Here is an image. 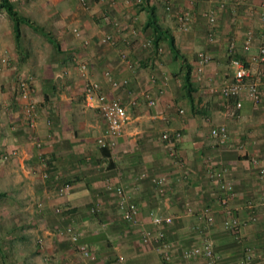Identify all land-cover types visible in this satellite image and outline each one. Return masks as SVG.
<instances>
[{"label":"crops","instance_id":"crops-1","mask_svg":"<svg viewBox=\"0 0 264 264\" xmlns=\"http://www.w3.org/2000/svg\"><path fill=\"white\" fill-rule=\"evenodd\" d=\"M10 1L18 14L49 31L59 47L42 40L41 33L24 22L19 24L20 37L15 41L12 21L0 11V58L7 57L11 63L0 71V221L6 222L8 212H16V207L32 212L35 204L31 199L36 204L42 201V209L35 206L38 214L32 216L40 229L37 251L48 256L45 264H114L118 255L124 257L122 264H163L159 252L141 242L140 226L121 220L113 187L122 185L139 207L142 226H149V209L173 215L165 237L171 243L174 264H207L202 257L184 259L180 255L182 247L197 245L204 237L213 243L217 264H240L241 254L248 256L245 264H264V179L257 176L252 164L258 160L264 167V84L260 86L262 102L254 104L243 97L240 109L234 107L233 99L220 94L223 80L232 75L230 63L229 71L225 68L224 55L244 59L264 44V7L260 5L264 0L240 4L227 0L222 8L217 7L220 0H142L140 4L135 0H84V4L81 0ZM186 8L192 18L183 29L177 17ZM209 8L216 11L213 25L203 16ZM148 18L165 32L158 41L160 52L144 44L154 34ZM114 20L122 24L120 31L114 29ZM73 28L79 29V35ZM247 30L252 31L253 40L245 52L241 42ZM209 32L212 41L207 39ZM107 33L115 44L101 41ZM230 43L233 50L228 48ZM237 46L240 52H236ZM122 47L129 51L132 67L121 61L118 51ZM199 50L208 52L211 61L198 80L195 63ZM79 61L86 63V75L127 110L125 131L111 148L95 143L104 133L105 122L97 109L83 104ZM188 67L189 85L184 82ZM107 69L120 83L117 87L103 76ZM19 75L32 80L38 104L35 127L24 117ZM124 79L127 82L122 84ZM148 98L154 100L152 105ZM180 108L183 113L178 112ZM219 124L229 134L223 143L209 134ZM165 130L182 133L177 160L166 154L161 138ZM32 138L40 141L39 148ZM2 156H6L4 161ZM210 168L224 169L223 178L232 185L228 203L245 222L237 231L222 227L225 214L218 202L217 181L207 175ZM44 170L47 177L42 176ZM159 175L166 178L163 193L151 180ZM62 182H69L70 190L56 196ZM55 206L61 213L50 220L56 214ZM187 206L192 213L186 212ZM205 207L213 223L195 230L193 225L201 223L196 214ZM24 214L19 212L15 217L19 223L7 231L17 230ZM68 224L76 226L80 242L93 248L92 261L76 251L64 230ZM4 254L0 249V256ZM29 259L22 253L13 263L1 264H41L37 258Z\"/></svg>","mask_w":264,"mask_h":264},{"label":"built area","instance_id":"built-area-1","mask_svg":"<svg viewBox=\"0 0 264 264\" xmlns=\"http://www.w3.org/2000/svg\"><path fill=\"white\" fill-rule=\"evenodd\" d=\"M127 2L129 0H126ZM227 0H220L217 3L218 8L225 6ZM247 0H231L234 4L244 3ZM84 4V0H81ZM137 4L142 3V0H135ZM264 7V1L260 3ZM170 5L166 4L165 9H169ZM215 9L209 8L203 12V16L206 21L213 25L215 22ZM192 18L191 11L186 8L182 10L178 17V23L181 28L186 29ZM114 29L120 31L122 29V24L114 20L112 22ZM262 27L264 28V17L262 20ZM73 33L79 35V29L73 28ZM134 34L135 31L132 30ZM208 41L213 40V35L211 32L207 35ZM253 33L251 30H247L244 33L241 48L243 51L248 52L252 46ZM101 41L109 42L115 44V39L112 34H105L102 36ZM128 43V42H127ZM126 43V44H127ZM145 46L152 50L161 51V48L157 45L155 46L152 39L148 38L144 41ZM230 50L234 49V44L230 43ZM119 57L121 61L128 67L133 66V60L131 59L130 53L126 48H119ZM211 61V56L208 52L204 50H199L196 54L195 63V77L196 79L201 78V74L204 71L205 66ZM0 62L2 64L8 63L7 57H1ZM230 66L232 68L231 77L223 80L220 87V94L226 99H233L234 107L240 109L243 101V97L254 104H259L262 102V94L260 86L264 84V44H260L257 47L256 52L250 53L247 58H240L232 56L229 59ZM77 68L82 78L84 79V90H83V104L88 108H95L99 111L102 119L105 122V130L102 136L96 139V145L98 147L111 148L115 144V138L121 136L125 131L126 122L128 119L127 110L125 105L116 97H110L102 90L100 83L96 80L90 79L87 75V65L83 61L77 63ZM103 76L110 83L112 87H117L120 83L113 77L110 70H105ZM127 80H122V84H125ZM17 88L18 94L23 99V112L26 122L30 127H35L38 118V104L33 98V86L30 76L19 75L17 77ZM149 105L154 103L152 98L147 100ZM179 113H183V109L178 110ZM209 134L211 137L215 138L219 143H223L228 140L229 134L227 128L224 124H219L212 126L210 128ZM182 133L180 130L168 131L165 130L161 133V138L166 145V154L170 159L177 160V144L181 140ZM32 144L36 147H40V141L32 138ZM6 156H2L1 160L4 161ZM39 158L41 156L39 155ZM252 164L256 170L257 176L264 179V167L259 164L258 160H253ZM224 169L210 168L207 175L210 179H215L217 181V188L219 190L218 202L221 205L225 217L222 221V227L225 230L237 231L239 227L245 223L239 217H237L233 209L228 203L229 195L232 192V185L229 181L223 178ZM43 177H47L48 173L44 170ZM140 177H145V174H140ZM151 180L160 186L159 192L163 193L164 189L162 184L165 182L166 178L164 175L153 176ZM70 190L69 182L60 183L56 190V196H62L68 193ZM113 191L117 198V208L119 209L121 220L127 224H135L140 226V240L144 244H149L160 254L161 261L163 264H174L173 255L171 252V243L166 240L165 228L172 224L173 215L171 214H160L154 209H149L147 211V218L149 226H142L138 221L139 207L137 204L128 198L127 191L122 185H116L113 187ZM37 208L42 209L43 202L39 201L36 204ZM91 212H95V207L91 208ZM187 213H192L190 206L186 207ZM54 213L60 214L61 208L59 206L54 207ZM197 218L201 223H196L193 225L195 230H201L204 227H208L213 223V216L210 213L209 208H203L200 212L196 214ZM252 220L255 219L254 216L251 217ZM65 232L68 234L70 241L73 243L76 251L84 259L92 261L94 259V251L91 246L86 243L79 241V232L76 227L72 224H68L64 228ZM180 255L184 259H189L193 257H202L206 260L207 264H217L218 255L214 251L212 241L204 237L197 245L194 246H184L180 250ZM248 256L246 254H241L238 257L240 264H245ZM124 257L118 255L114 264H122Z\"/></svg>","mask_w":264,"mask_h":264},{"label":"rangeland","instance_id":"rangeland-1","mask_svg":"<svg viewBox=\"0 0 264 264\" xmlns=\"http://www.w3.org/2000/svg\"><path fill=\"white\" fill-rule=\"evenodd\" d=\"M190 10V9H189ZM71 37H73L72 35H70ZM40 38L42 40H46L44 36H42L40 34ZM205 39H203L204 41ZM231 40V37L229 38H225L224 41L225 42H229ZM233 40V39H232ZM221 40L217 41L220 42ZM42 48V47H41ZM236 48H238L236 50V52H240L239 47L237 46ZM45 48H42L41 51L45 52L44 50ZM224 51L226 52V50L224 49ZM225 57V68L226 70L229 71V67L227 66V64H229V59L226 58V55H224ZM10 61V60H9ZM8 61L7 64H1L0 63V71L2 69H7L9 66H11V63ZM230 75V74H229ZM33 77V75H32ZM30 202H34L32 205L33 208V213L31 211H28V214L26 213L27 209H22L20 207H16L15 210H17L16 212L14 211H9V216L8 218H5L6 222H1L0 223V249H2L3 251L5 250L6 254H4L3 256H0V264L1 262H12L15 261L17 258L20 257V254L25 253V256L27 257L28 261H31V257L33 258H37L39 263L41 264H45L47 262L46 258L48 257L46 254H39L37 251V248L40 247L39 243L37 242V235L36 234H40V229H38V224L36 222V217H33V214H38L35 213V209H36V201H34L33 199L30 200ZM42 202V201H41ZM14 208V207H13ZM19 212H24L25 216H24V220L22 221V223L17 224V230L13 229L12 232L7 231L8 228L12 229L13 225L15 223H19L20 219L15 222V217L17 216V214ZM28 216H27V215ZM53 214V213H52ZM58 217L57 214H53L52 216H50V220H56L55 218ZM20 218V217H19ZM35 221V222H34ZM41 224H45L44 222H42ZM76 227V226H75ZM21 234H23V237H21ZM20 235V237H19ZM41 236V235H40ZM13 238V239H12ZM41 238V237H40ZM44 245L41 247L44 248ZM6 247H9L7 249H5ZM46 252V250H44ZM19 256V257H18ZM25 262V261H24ZM27 264H29V262L26 261Z\"/></svg>","mask_w":264,"mask_h":264},{"label":"trees","instance_id":"trees-1","mask_svg":"<svg viewBox=\"0 0 264 264\" xmlns=\"http://www.w3.org/2000/svg\"><path fill=\"white\" fill-rule=\"evenodd\" d=\"M0 11H4L12 21V31L14 34L15 41L18 42V39L20 37L19 24L21 22H24V23L29 24L34 30L41 33V35H43L51 44H53V46H55L58 49L59 44H58L56 38L49 31L45 30L42 26H40V25H38L32 21H29V19H27L26 17L18 14V12L14 8V6L10 0H0ZM148 25H150L152 27V31L154 33L153 37H152V41H153L154 45L157 46L159 39H161L165 35L164 34L165 32L161 30V28L156 24V21L153 19L148 18ZM159 34H160V36H159ZM169 44H170L172 50L176 51V49L173 45V42H172V38H170ZM234 56L239 57L238 55H234ZM189 76H190V68L188 67L186 69V72L184 75V82L187 85L190 84ZM0 195H3V194L0 193Z\"/></svg>","mask_w":264,"mask_h":264}]
</instances>
